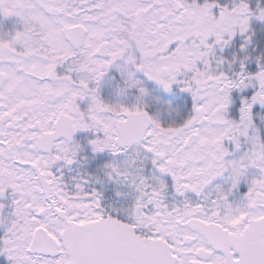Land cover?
<instances>
[{
	"label": "snow or ice",
	"instance_id": "obj_1",
	"mask_svg": "<svg viewBox=\"0 0 264 264\" xmlns=\"http://www.w3.org/2000/svg\"><path fill=\"white\" fill-rule=\"evenodd\" d=\"M0 264H264V0H0Z\"/></svg>",
	"mask_w": 264,
	"mask_h": 264
}]
</instances>
